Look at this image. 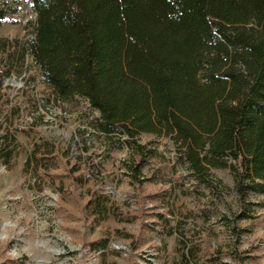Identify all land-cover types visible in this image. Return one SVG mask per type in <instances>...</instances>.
Instances as JSON below:
<instances>
[{
  "label": "rangeland",
  "instance_id": "1",
  "mask_svg": "<svg viewBox=\"0 0 264 264\" xmlns=\"http://www.w3.org/2000/svg\"><path fill=\"white\" fill-rule=\"evenodd\" d=\"M0 9V38L35 39L31 0H0ZM5 86L0 159L20 153L0 160V264H183V247L189 264H264V194L241 195L230 168L201 182L168 137L102 134L83 98L44 108L48 90L29 54ZM136 146L153 152L139 174Z\"/></svg>",
  "mask_w": 264,
  "mask_h": 264
},
{
  "label": "trees",
  "instance_id": "2",
  "mask_svg": "<svg viewBox=\"0 0 264 264\" xmlns=\"http://www.w3.org/2000/svg\"><path fill=\"white\" fill-rule=\"evenodd\" d=\"M31 1L35 39L0 38V115L5 79L25 73L29 54L44 108L83 98L98 132L168 137L197 180L230 168L241 195L264 194V0ZM152 154L135 147L136 174ZM192 254L183 247V264Z\"/></svg>",
  "mask_w": 264,
  "mask_h": 264
}]
</instances>
